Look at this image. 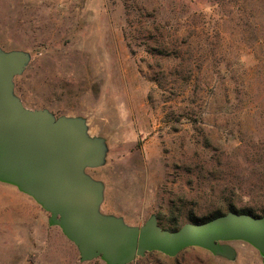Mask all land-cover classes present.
Masks as SVG:
<instances>
[{
	"label": "rangeland",
	"instance_id": "374dc122",
	"mask_svg": "<svg viewBox=\"0 0 264 264\" xmlns=\"http://www.w3.org/2000/svg\"><path fill=\"white\" fill-rule=\"evenodd\" d=\"M0 46L31 55L24 106L83 116L108 145L88 173L103 213L164 229L214 213L264 214V0H0ZM48 213L0 183V264L80 262ZM190 247L129 264H263Z\"/></svg>",
	"mask_w": 264,
	"mask_h": 264
},
{
	"label": "water",
	"instance_id": "95a60500",
	"mask_svg": "<svg viewBox=\"0 0 264 264\" xmlns=\"http://www.w3.org/2000/svg\"><path fill=\"white\" fill-rule=\"evenodd\" d=\"M31 55L0 46V183L15 187L46 213L76 247L80 262L99 258L105 264H129L149 252L175 257L197 247L234 261L233 241L253 247L264 264V214L228 210L203 222L162 228L151 214L137 226L103 213L105 184L89 169L106 164L104 137L91 135L83 116H56L47 108L24 106L14 78Z\"/></svg>",
	"mask_w": 264,
	"mask_h": 264
},
{
	"label": "trees",
	"instance_id": "16d2710c",
	"mask_svg": "<svg viewBox=\"0 0 264 264\" xmlns=\"http://www.w3.org/2000/svg\"><path fill=\"white\" fill-rule=\"evenodd\" d=\"M229 210L237 211V210H235L233 207H230ZM237 212L251 213V212H249V211H245V210H243V211H237ZM222 213H223V212L218 211V212L214 213L213 215H211L210 217H207V218H201V219H194V220H192V222H203V221L209 220V219H211V218H213V217H215V216H218V215H220V214H222ZM251 214H252V213H251ZM253 215H254V214H253ZM257 216H258V215H257ZM175 229H176V228H172V229H170V230H175Z\"/></svg>",
	"mask_w": 264,
	"mask_h": 264
}]
</instances>
